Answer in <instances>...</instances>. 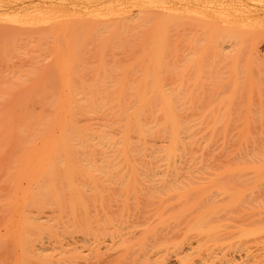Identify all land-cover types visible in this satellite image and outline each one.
<instances>
[{
    "label": "bare ground",
    "instance_id": "1",
    "mask_svg": "<svg viewBox=\"0 0 264 264\" xmlns=\"http://www.w3.org/2000/svg\"><path fill=\"white\" fill-rule=\"evenodd\" d=\"M157 2L164 46L115 77L83 79L72 49L58 78L0 83V160L34 186L10 182L0 264H184L264 239V0Z\"/></svg>",
    "mask_w": 264,
    "mask_h": 264
},
{
    "label": "rangeland",
    "instance_id": "2",
    "mask_svg": "<svg viewBox=\"0 0 264 264\" xmlns=\"http://www.w3.org/2000/svg\"><path fill=\"white\" fill-rule=\"evenodd\" d=\"M53 1L55 2L56 0H0V5H2L0 7V83L23 81V83L27 82L25 83L26 85H30L35 79L43 81L50 78H58L59 75L54 72L57 57L58 59H65L72 49L75 50L74 64H79L73 67L82 69L79 76L83 77V79L91 80L95 78L97 72H102L103 70L112 75L113 72H118L114 66L115 64L125 66L134 63L136 58L140 56V49L144 47L153 45L164 46L163 40L162 43L157 44L152 40L153 38L163 39L164 37L162 25L158 27L155 33H153L154 27H151V20L155 19L158 23L163 17L162 6L157 7L158 4L160 5L159 0H62L64 2L57 0L58 4L56 2L53 4ZM154 1H158V4L155 3L157 8H153ZM163 1L165 0H160L161 4ZM41 5L40 9L39 6ZM45 5L47 9H45ZM37 6L38 9H35ZM56 9L57 11L54 12L53 10ZM58 9H60V12L61 9L66 10V12L63 10L64 13L60 14L59 12L58 15ZM67 11L72 12L67 13ZM114 24L116 25L113 28L108 27L109 30L106 28V26ZM261 47L260 51L264 53V45ZM102 48H106V50L103 51ZM68 67H70V63H68ZM26 85L17 91L28 92L25 89ZM37 109L33 110L38 111ZM15 165L16 162L14 160H0V236L2 237L6 232V226L4 225L7 216L5 205L12 202L17 204L13 200L15 195L11 194L12 186L10 182L17 174L20 189H32L34 187L27 176L19 178L17 170L12 171L15 170L13 168ZM260 190L262 197H264V187ZM16 197L18 196L16 195ZM20 197L15 201L19 200L22 203L24 198L23 196L22 199ZM11 200L12 202H10ZM44 210H48V208H44ZM262 211H264V208ZM37 214L38 212L33 211L32 215ZM262 214L264 216V212ZM70 230L68 228L69 232ZM63 231L64 229L58 230L59 234L57 237L54 236L52 238H57V242L59 238H62L59 239L63 240L62 242L64 240L71 242L70 236L80 234L76 232V235H74V232V234L72 233L73 235L68 233L70 236H65V234L68 235V231L66 233ZM61 233H64V236L69 239L61 236ZM68 241L65 243H68ZM221 242H225V240H220L218 244H221ZM59 243L57 244L59 245ZM208 244L211 243L208 242ZM196 247L197 250L196 248L195 250L197 252L194 251L193 255H191L193 251L186 252L187 254L190 253V257L192 256L190 262L186 261L188 258L186 259L187 255L184 254L185 258L182 260L184 261L185 259V263L264 264V239L247 243L245 248L247 251L250 250L249 253L246 249L241 252L235 249H224L221 251L216 250L215 253L208 256L206 249L203 248L205 251L203 254L208 257L202 258V260L203 254L198 255L202 253V249L200 251L198 250L199 247ZM52 251L40 252L42 255L33 258L36 260L47 257L49 260L55 261L52 264L66 263V254L63 256L58 251L55 253ZM56 253L60 254V256ZM47 254L48 256H43ZM82 254L80 255L83 256ZM167 255L164 257L166 258ZM172 256L171 258L170 256L166 258L167 264H179L180 259ZM69 257L70 261H67L68 264L69 262L71 263V258H73ZM21 258L23 257L20 255H12L7 259L6 264H19ZM175 258L179 263H177ZM167 259H169V262ZM182 260L181 262H183ZM81 261L85 262L84 258L77 262L81 263ZM83 262L81 264H84ZM73 264L75 263L73 262Z\"/></svg>",
    "mask_w": 264,
    "mask_h": 264
}]
</instances>
